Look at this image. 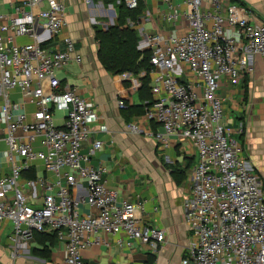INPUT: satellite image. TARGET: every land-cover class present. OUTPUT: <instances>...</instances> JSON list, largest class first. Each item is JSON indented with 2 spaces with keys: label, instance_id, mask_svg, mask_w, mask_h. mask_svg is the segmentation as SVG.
Wrapping results in <instances>:
<instances>
[{
  "label": "built area",
  "instance_id": "1",
  "mask_svg": "<svg viewBox=\"0 0 264 264\" xmlns=\"http://www.w3.org/2000/svg\"><path fill=\"white\" fill-rule=\"evenodd\" d=\"M223 1L182 0V12L170 5L166 22L183 16L186 28L167 37L143 34L141 16L126 21L141 33L138 50L152 53L153 104L145 107L143 119L160 127L153 137L163 147L176 135L196 150L184 204L192 241L180 264H264L260 176L221 124L223 99L217 92L222 78L238 79L252 71L250 56H264V23L225 9ZM5 4L7 12L0 13V148L9 173H0V223H11L10 241L18 245L33 240L34 233L55 234L62 264H86L83 250L109 248L112 239L117 247L138 243L156 251L165 244L164 231L145 224L143 203L120 200L107 187V168L91 163L103 148L93 136L109 132L99 122L96 104L58 77L68 63L82 61L74 40L61 38L67 25L65 0ZM85 4L94 5L92 0ZM124 4L134 9L138 0ZM105 11L116 18L112 5ZM226 28L237 30L240 39L226 38ZM22 36L30 42L16 44ZM182 65L196 84L178 79ZM11 91L19 92L21 100L15 101ZM117 107L124 111L128 106L118 100ZM56 111L64 113L60 126L53 118ZM126 130L141 132L132 121ZM78 185L85 193L80 199Z\"/></svg>",
  "mask_w": 264,
  "mask_h": 264
},
{
  "label": "crops",
  "instance_id": "2",
  "mask_svg": "<svg viewBox=\"0 0 264 264\" xmlns=\"http://www.w3.org/2000/svg\"><path fill=\"white\" fill-rule=\"evenodd\" d=\"M5 1L0 0V13L7 12ZM142 3L141 25L143 34H168L183 32L186 28L185 19L180 16L174 23L166 22L165 16L169 6L173 5L179 12L185 11L182 0H140ZM226 7L245 12L250 20L264 23V0H224ZM87 6L85 0H65L67 25L62 37L70 36L82 61L79 64L81 75L80 86L75 87L78 93L94 101L99 114V122L107 126L108 133H99L94 138L103 141L102 150L92 159L94 165H104L108 174L107 187L118 192L120 200L140 201L144 205V223L164 231L165 244L156 251L148 246L135 243L131 246L109 248L94 246L82 251L86 264H180L186 255L192 236L184 223V204L187 201L191 186V171L196 161V150L188 140L173 135L163 147L153 134L162 132L160 127L148 123L142 115H125V110L117 107L119 99L118 87L111 74L99 64L85 63L87 48L83 44L91 42L92 34L86 31L83 35L78 31L82 19L91 14L102 12L99 3ZM203 4V8H208ZM96 8V9H95ZM88 10V11H87ZM105 14V13H104ZM94 18H87V22ZM95 20V19H94ZM96 21V20H95ZM78 28V29H77ZM137 32V30H136ZM140 40V31L137 32ZM226 38L240 39V34L233 28H226ZM30 38L22 36L15 43L27 44ZM139 42V41H138ZM87 45V44H85ZM96 46V44H95ZM96 54V53H95ZM241 55V54H240ZM238 55L236 58H238ZM251 72L238 79L224 77L219 82L218 95L223 99V116L221 124L230 135L237 140L243 149L246 159L253 170L260 176L261 193L264 198V56L249 57ZM84 63V64H83ZM178 79L182 82L196 84L197 80L184 65ZM150 79V74L148 75ZM62 84H68L71 76L65 70L58 72ZM120 78H128L133 86L137 78L130 74ZM70 86V85H69ZM10 96L20 101L17 91ZM153 99V97H152ZM128 106L139 104L136 94L127 98ZM134 122L141 130L131 134L126 130L128 122ZM0 148V173H9ZM52 177V176H50ZM76 190L77 199L85 196L81 186ZM83 207V206H82ZM83 212H88L84 207ZM12 225L10 222L0 223V264H62L63 254L56 241L52 244H41L34 240L14 245L10 241ZM46 247L47 249H43ZM16 249V255L11 253Z\"/></svg>",
  "mask_w": 264,
  "mask_h": 264
},
{
  "label": "trees",
  "instance_id": "3",
  "mask_svg": "<svg viewBox=\"0 0 264 264\" xmlns=\"http://www.w3.org/2000/svg\"><path fill=\"white\" fill-rule=\"evenodd\" d=\"M93 3L101 2L103 5H112L116 12L113 25L106 29H98L94 34L97 42V58L99 64L110 73L117 87L119 97L127 104V98L136 94L139 104L129 105L124 111L125 115H142L145 107L153 104V99L149 89V72L151 66L149 59L151 51H140L137 48L139 36L136 30L124 27L127 20L136 21L142 14V3L138 0V5L134 9H128L124 0H92ZM130 74L137 78V85L128 78H120L122 75ZM33 177L32 173L27 174ZM33 240L41 244H52L56 241L55 234L34 233ZM43 249H47L44 247ZM153 257L149 258L152 264Z\"/></svg>",
  "mask_w": 264,
  "mask_h": 264
},
{
  "label": "rangeland",
  "instance_id": "4",
  "mask_svg": "<svg viewBox=\"0 0 264 264\" xmlns=\"http://www.w3.org/2000/svg\"><path fill=\"white\" fill-rule=\"evenodd\" d=\"M95 5H96V3H94L93 6H95ZM106 9H108V6L107 5H103L102 12L98 11L97 14H91L90 13L91 10H90L88 12V15L86 14V17L82 19V25L79 27L78 31L81 33V35H83L85 33V31H86L88 34L90 33L93 36V39H91V42H89V41L86 42L85 41V44H87V45L83 44L85 47L90 45V49L87 48L88 52H87L86 56H88V57H86V60L84 61L85 63H89V62L92 63V59H90L89 57L90 56L93 57V55H95L94 57L96 58V59L93 60L94 63H96V62L98 63V58H97L98 45H97V42L94 39V34H95L96 30H98V29H106L105 25H107V27L113 25L111 22L114 21V18H112V19L110 18V16L107 13V11H105ZM89 15L90 16L93 15V17H94V19L96 21L93 22L90 19L87 22V18L89 17ZM124 27H127V25L125 24ZM95 44H96V46H95ZM64 70H65V74H68L69 76H71V79H70V81H68V84L70 86H75V87L80 86L81 81L78 79L79 78L78 76L81 75L80 65L76 64L75 62H70L64 67ZM133 77H135V76H133ZM119 99H120V97H119ZM63 116H64L63 112L56 111L54 113V117L53 118H54L55 123H56L57 126L61 125L60 119Z\"/></svg>",
  "mask_w": 264,
  "mask_h": 264
},
{
  "label": "water",
  "instance_id": "5",
  "mask_svg": "<svg viewBox=\"0 0 264 264\" xmlns=\"http://www.w3.org/2000/svg\"><path fill=\"white\" fill-rule=\"evenodd\" d=\"M111 15H112V16L114 15L113 11H111ZM111 23H112V22H111ZM105 27L107 28V25H105Z\"/></svg>",
  "mask_w": 264,
  "mask_h": 264
},
{
  "label": "flooded vegetation",
  "instance_id": "6",
  "mask_svg": "<svg viewBox=\"0 0 264 264\" xmlns=\"http://www.w3.org/2000/svg\"><path fill=\"white\" fill-rule=\"evenodd\" d=\"M113 24V23H112Z\"/></svg>",
  "mask_w": 264,
  "mask_h": 264
}]
</instances>
